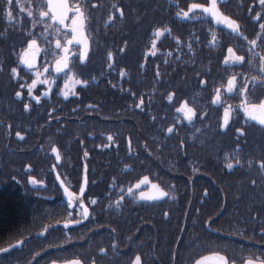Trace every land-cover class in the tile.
<instances>
[{"label":"flooded vegetation","instance_id":"af4514ba","mask_svg":"<svg viewBox=\"0 0 264 264\" xmlns=\"http://www.w3.org/2000/svg\"><path fill=\"white\" fill-rule=\"evenodd\" d=\"M22 2L37 10L45 0ZM192 2L208 0H68L70 6L85 9L90 44L84 62L77 59V46H72L77 55L71 57L69 76L87 80L88 86L79 85L68 99L61 94L65 79L63 73H55L53 55L55 40L59 36L64 43L68 29L57 34L59 25L47 19L51 25L47 30L40 23L33 29L15 3L14 15L25 16L23 31L0 15V193L8 198L9 168L26 165L28 188L41 202L27 209V221L20 227L23 236L2 241L0 247L10 249L12 264H65L72 259L82 264H130L135 255L142 257L143 264H195L218 255L235 259L236 264L249 257L264 259V170L260 169L264 127L248 119L239 108L240 98L229 99L225 90L231 75L238 77V86L247 76L249 101L264 99V76L257 71L264 44L257 40L249 52L247 41L234 39L230 30L210 17L177 19L175 13L187 10ZM3 4L0 0V8ZM119 8L124 10L123 18ZM220 10L237 20L250 40L258 35L264 39L258 28L264 12L261 21L253 19L261 11L258 0H223ZM113 14L117 18L109 21ZM73 15L68 14L69 26ZM162 26L171 28L172 34L162 37L157 55L145 61L152 32ZM209 28L217 36L215 45L209 43ZM29 30L40 49L37 68L43 72L45 61L49 66L41 79H55L49 96L43 95L48 89L43 84L33 90L41 97L39 104L27 95V88H19L10 72L27 47ZM173 37L180 38L179 49ZM228 47L245 56L244 65L223 63ZM108 52L114 56L112 69L107 66ZM249 61L255 67L249 68ZM19 68L21 82L36 78L23 65ZM121 70L126 73L123 78ZM217 87L222 95L219 105L212 103ZM17 91L24 92L23 99L16 97ZM170 94L172 101L167 99ZM141 97L145 103L136 107ZM184 101L197 113L191 123L176 111ZM25 103L30 104L27 110ZM227 104L233 111L225 134L219 125ZM169 127L172 133L167 132ZM237 128L244 133L239 140ZM17 131L23 141L16 137ZM109 135L112 141L107 140ZM52 148L59 150V160ZM27 159L32 165L26 164ZM145 176L150 183L136 189ZM151 184L169 195L155 201L140 199L141 191H152ZM65 188L74 193V203L83 202L88 208L87 219L79 207L68 205Z\"/></svg>","mask_w":264,"mask_h":264},{"label":"snow or ice","instance_id":"6c2138e0","mask_svg":"<svg viewBox=\"0 0 264 264\" xmlns=\"http://www.w3.org/2000/svg\"><path fill=\"white\" fill-rule=\"evenodd\" d=\"M223 2V0H208L207 3H199V2H192L187 6V10L179 9L175 15L177 19L180 20H198V19H207L211 18L215 21L216 25H223L225 28L230 30L232 34H234V39H242L244 41H247V43L251 46L248 48V51L251 52L253 50V47L256 46L257 40H261V44H264V39H262L261 36H257L255 39H249L247 35L244 34V32L241 30L240 23L230 18L229 16L225 15L220 10V4ZM18 7L19 12L21 14L26 13L27 18H29L30 23L32 25V28L34 29L38 23L45 25V30L47 28L51 27V25L46 23V19L50 20L53 25H59L55 28V31L57 34L64 31V29H68V32H64L63 40L64 43H62L61 38L58 36V38L55 40V49L53 50V55L56 57L54 60V71L55 73H63V78L65 79V89L68 88V82L69 79H71V82L73 84L71 93L69 91H63L61 94L64 96L65 99H68L69 95H76L75 91V85H83L84 87L88 86L87 80H80L75 78V74H72L71 77H69V73H71V68L69 67L70 60L72 56L77 55L76 51H72V46L76 45L78 48L79 55L77 56V59L81 62L87 61L89 57V50H90V44L88 35L86 32V27L88 25V17L86 16L85 9L81 8L79 4H75L74 6H70L68 3V0H45L44 3H41L37 5V10H34L30 7H27L25 3L22 2V0H4L3 7L0 8V15H3L5 20L7 21L8 25L12 27L19 26V29L23 31L24 25L23 20L25 18L24 15H20L19 17L14 15V9L13 5ZM258 4L260 6L261 11L256 12L253 19L255 21H261L262 15L261 13L264 12V0H258ZM113 9H117L116 5H112ZM179 8V5H177ZM45 8L47 10H45ZM119 15L120 18H123L124 16V10L123 8H119ZM249 12H252V9H248ZM72 12L74 13L72 19H71V25L69 26L66 21L68 20V14ZM117 17L113 14L109 17V21L115 20ZM258 28L260 30V33L264 34V22H260L258 24ZM7 31V29H5ZM209 33L211 34V40L210 45H215L217 42V36L215 32H212V29L209 28ZM70 33V36H69ZM167 35L172 34V29L162 26L156 28L155 31L152 32L153 39L150 43V48L147 53L144 55L145 61L149 57H155L157 55V52L159 49L157 48V43L160 41L162 37H165ZM0 35H3V33H0ZM41 36H44V33H41ZM44 39L47 41V36H44ZM175 40V43L179 49L181 45V40L179 37H173ZM188 48L191 50V42L188 43ZM39 46L37 43V39L35 38L33 32L29 30L27 32V47L23 49L18 54V66L17 67H11L10 72L12 78L17 80L18 86L21 90L27 88V95L31 97L37 104L40 103L41 97L39 95H33V90L37 88L38 84H48L49 87L47 90L44 91V96H49L51 92V84L55 83V79L49 81L47 78L41 79V76L43 73H48L49 66L47 61H45V65L43 66V72H41L40 69L37 68V56L39 54ZM120 52L125 51L124 48H121L119 50ZM228 55L224 58L223 63L225 65H229L230 61L231 64H245V56L244 55H237L232 47L227 48ZM171 55V53H169ZM107 59L109 61L108 68L112 69L113 65L115 63L114 56L112 52L107 53ZM260 64L257 67V71L261 74V76H264V56H260ZM167 62V61H165ZM23 65L27 70L31 71L35 75V79L31 81V83H28L27 81L21 82L20 78V68L19 66ZM248 67L252 68L255 67V64L253 61L248 62ZM0 71H3V66L0 65ZM126 75V73L121 70L119 72V76L123 78ZM155 75L158 77L160 75V72L157 68V71ZM253 79H257V77H253ZM238 77L236 75H231L229 79H227L226 82V92L229 94V99L233 97H239L240 103L239 108L244 112L245 116L250 119L257 121L261 126H264V99L260 100L258 103H253L249 101L248 94V78L247 76H244L242 78V83L240 86L237 85ZM201 83H206V81H201ZM264 83V81H262ZM115 87V85H113ZM222 87H224L222 85ZM17 98L23 99L24 92L23 91H17L15 93ZM133 96H135V93H132ZM174 94L168 95L167 99L168 101H172ZM145 103V100L143 97L139 98V103L136 105V107H141ZM213 104H221L222 103V95H221V88L217 87L215 88V95L214 99L212 100ZM91 107V105H89ZM24 108L27 110L30 108L29 103L24 104ZM176 111L178 113L183 114V118L186 119L189 123L193 121V119L197 116L196 111L194 108L190 107L187 101H184L180 107L176 108ZM232 111L233 106L232 104H227L223 109V122L219 125V127L226 131L229 129V124L232 119ZM10 128L11 125H8ZM237 132L240 133L239 136L236 137L237 140H239L243 135V131L239 128L236 129ZM168 133L173 132V128L169 127L167 129ZM16 137H18L19 140L23 141L25 137L21 134V132L17 131L15 133ZM108 141H112L113 137L109 135L107 137ZM129 146H131V140H129ZM52 151L56 153V159H60L59 150L57 148H52ZM85 156L88 155L87 152L84 153ZM230 159V157H226ZM239 162V161H237ZM251 161H248V164L251 166ZM227 168L229 170L233 169V164L228 163ZM260 169L264 170V162L260 164ZM87 166L85 165V176H84V184L85 186L88 183L87 179ZM33 184H36L37 182L35 180H32ZM150 181L147 176L144 177L143 180H141L139 183L135 185L136 189H140L142 184H149ZM256 181L253 180L252 184L255 185ZM151 192H144L141 191L139 194L140 199L142 200H150L155 201L159 199H163L164 197H167L169 193L165 191L164 189L160 188L157 184H151ZM65 194L68 197V205L70 207H79L82 211L83 217L85 219L89 216L88 208L85 207L83 202H80L79 204L74 203V193L68 191L67 188L64 189ZM84 187H81L79 189L80 195L83 196L84 194ZM123 192V189H121ZM128 194L131 195L133 193V188H128ZM207 195V193H205ZM176 197L173 196L172 199H175ZM124 197L121 196L120 200H123ZM91 203L94 205L97 203L95 199L91 201ZM111 207V205H110ZM116 207H120L119 200L116 202ZM71 215V213H69ZM76 223H79V221H76ZM65 227H68L67 224H65ZM22 243V242H21ZM113 248H116V245L112 246ZM101 251H105L104 249H101ZM207 258H203L201 260L195 261V264H205V260ZM218 264H236L235 259L229 260L227 256L218 255L217 256ZM0 264H12L11 259V252L8 247H0ZM65 264H82V261L80 259H72L65 262ZM130 264H143L142 257L140 255H135L134 259L130 261ZM243 264H264V259H254L252 257L247 258Z\"/></svg>","mask_w":264,"mask_h":264},{"label":"trees","instance_id":"16d2710c","mask_svg":"<svg viewBox=\"0 0 264 264\" xmlns=\"http://www.w3.org/2000/svg\"><path fill=\"white\" fill-rule=\"evenodd\" d=\"M30 141L31 137L29 138L28 144ZM29 161L30 160L27 159L26 164ZM30 165H32L31 161ZM25 167L26 165L23 167L9 168L11 182L8 188V198L5 199V195L0 193V246L3 245L2 241L6 238H16L19 234V237H22L23 235L21 234L20 227L27 221L26 214H29L27 209L41 206V202L32 196L28 188L26 181L27 177L24 175ZM23 177H25V179H23ZM21 178L23 181H20ZM28 232L29 231H26V233Z\"/></svg>","mask_w":264,"mask_h":264},{"label":"water","instance_id":"95a60500","mask_svg":"<svg viewBox=\"0 0 264 264\" xmlns=\"http://www.w3.org/2000/svg\"><path fill=\"white\" fill-rule=\"evenodd\" d=\"M254 123H256L257 125H259L260 127H264V126H261L257 121H254L252 120ZM57 181H60L59 177L57 176ZM67 197V195H66ZM205 264H218V260L217 258H208L205 260Z\"/></svg>","mask_w":264,"mask_h":264},{"label":"rangeland","instance_id":"374dc122","mask_svg":"<svg viewBox=\"0 0 264 264\" xmlns=\"http://www.w3.org/2000/svg\"><path fill=\"white\" fill-rule=\"evenodd\" d=\"M69 77H71V76H69ZM44 86H46L47 88L49 87V85L48 84H43ZM79 85H75V88H77ZM72 87H73V84H72V82H71V79H69V82H68V88L67 89H65V87H64V91H69V93H71V90H72ZM35 90V89H34ZM71 95V94H70Z\"/></svg>","mask_w":264,"mask_h":264}]
</instances>
